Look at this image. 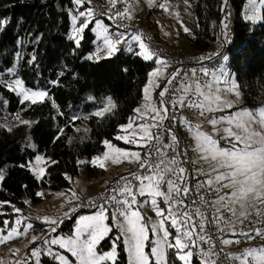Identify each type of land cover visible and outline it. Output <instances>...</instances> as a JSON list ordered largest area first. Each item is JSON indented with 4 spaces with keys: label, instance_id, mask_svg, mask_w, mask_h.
Here are the masks:
<instances>
[{
    "label": "trees",
    "instance_id": "obj_1",
    "mask_svg": "<svg viewBox=\"0 0 264 264\" xmlns=\"http://www.w3.org/2000/svg\"><path fill=\"white\" fill-rule=\"evenodd\" d=\"M178 1L187 4L188 15L193 17L187 53L194 55L208 52L224 35L226 11L231 9L235 38L226 54L230 55L228 69L236 76L242 100L234 110L257 111L264 107V20L253 24L246 18L248 0ZM87 8V0L79 5L75 0H0V171L4 176L0 181V228L7 224L11 227L19 217L27 218L28 201L41 200V187L72 190L80 175L81 161L104 153V141L126 146L116 137L125 132L123 126L143 103V90L156 64L154 60H144L138 48L131 52L126 46L110 58L96 60L98 43L91 30L93 22L77 46L70 39L71 18L87 12ZM148 30L152 32L150 26ZM158 34H152L153 38ZM90 56L94 58L88 59ZM15 80H21L29 91L47 95L34 104L22 101L16 91L6 87ZM189 80L196 82L191 77L186 84ZM182 95L185 94L180 93L178 99ZM87 96L94 99L88 101ZM109 97L115 107L102 117L96 116L95 112L107 106ZM196 98L188 95L186 105ZM180 108L189 110L195 125L194 114L198 111L188 106ZM38 157L43 158L40 174L33 166ZM89 166L87 179L99 178L105 172L99 166ZM97 210L82 211L64 220L56 234L72 232L80 214ZM47 225L36 222L31 228L35 233L44 231L41 242L50 234ZM117 235L114 230L101 249H111L112 240H118L115 264H128L122 237ZM8 245H1L0 250L7 252L12 244ZM175 252L168 250L169 264H182ZM48 259L55 264L49 256ZM195 264H199L196 259Z\"/></svg>",
    "mask_w": 264,
    "mask_h": 264
},
{
    "label": "snow or ice",
    "instance_id": "obj_2",
    "mask_svg": "<svg viewBox=\"0 0 264 264\" xmlns=\"http://www.w3.org/2000/svg\"><path fill=\"white\" fill-rule=\"evenodd\" d=\"M76 4H81L82 0H75ZM127 5V0H123ZM155 0H148L149 5H153ZM111 7H115L116 0H108ZM226 3V0H225ZM249 11L251 15L246 18L250 21L264 20V16L260 14V8L264 6V0H248ZM130 6H126L123 11H118L115 13L116 18H127L132 19L131 13L129 11ZM159 7L164 8L168 11L166 2L160 4ZM178 15V14H177ZM80 17H84V20L77 27V16L72 17V28L73 35L70 39L75 41V44L79 46L80 40L83 39L82 33L89 27L94 13L89 10L87 12H80ZM109 16V19H112ZM96 29L98 30V35L100 36L103 46L98 45V51L95 54V59L99 60L102 58H110L118 50V45L125 42L126 37L123 33L115 35H109L108 29L99 21H96ZM227 28V24L224 25ZM185 32L189 29L184 28ZM134 41H137L139 48L141 49L140 55L146 60L156 59L160 64V68H157L150 75L156 77L162 74L163 70L167 68L168 61L160 59L154 52H152L149 46L144 42L140 34H134L132 36ZM103 52L105 55L100 56ZM90 56L88 59H93ZM33 60L35 57L32 58ZM205 59L201 57V60ZM210 59V57H209ZM203 76H212V82L206 84L207 91L205 87H202L198 81L193 84H186L183 80L187 79V74L182 78L180 88L176 91L184 93L178 100L172 102V110L175 111L176 107H185L196 109L201 116L204 113L212 111H223L224 109L232 108L236 101L226 99L222 93H233L237 99L240 96L238 91V86L233 82L225 89L219 87L213 88V84L219 85L221 83H228V81L222 79L225 75V69L223 67L217 68V70L212 71L210 69L204 68L201 70ZM219 73V75L217 74ZM191 74L193 77L196 76V69H191ZM180 76V70L174 73L168 80L171 84L173 80ZM2 83V81H0ZM149 85H153V81L149 80ZM6 87L9 90H19L18 94H22L25 100H30L31 103H36L37 98L41 100L47 95L46 92L40 91H29L24 89L23 82L21 80H15L14 84H7ZM159 87V85H155ZM144 99L145 101H151L152 97L149 92V87L144 88ZM168 92V88H164L160 92L161 104H163V97ZM188 95L197 97L187 103ZM115 107L112 103L111 98H107V106L102 110L95 112V115L102 117L105 113L110 111L111 108ZM143 107L153 115L149 116L148 111L141 113V109L137 108L134 111L137 113L135 119H140L141 122L134 127V120L130 119L126 126H123L125 132L128 129H133L132 132H128L127 135L117 136V140H124L125 143H137L142 147H147L148 144L153 140H159L162 133L153 134L151 132L152 128H158L161 126L163 120L168 119L167 113L169 109L167 107H152L149 109V104L146 103ZM175 119V117H173ZM147 121H154L148 123ZM24 123H27L25 121ZM213 127V131L216 133H224L225 138L229 139L231 143V148H221L216 139L212 135L200 131V125H196V131L194 133V139L196 141V151L200 153V159L207 161L216 162L213 165L212 171L217 174L207 179L204 185L212 188L215 185L216 192H220L221 189L227 188L232 189L230 193H226L224 196H220L216 201H212L213 205H219L216 208V213H220L221 208H227L232 216H236L237 209L235 206L238 204L240 207V217L247 218L250 214L249 209L255 210V215L259 217L261 215L260 209L257 205H264V107H261L257 111H251L243 109L236 112L234 115H229L220 118H213L209 121ZM186 126H188L189 131L192 130L190 122L185 121ZM218 124L226 125L223 128H218ZM171 132V128L167 129ZM142 133V134H141ZM132 136L134 139H129ZM172 144L165 145V147L172 148L176 151L175 146H178L179 141L176 135H171ZM105 146L111 150V152L119 154L123 157H134L137 162H140V153H129L127 151H122L120 148L113 146L109 141H104ZM156 153H160V148H155ZM148 159H151V153L145 154ZM166 156L167 153H164ZM180 155V153H177ZM186 155V153H185ZM42 157H38L36 163L39 164L42 161ZM109 153L105 152L103 156H97L91 163L97 165L101 168L105 167L104 161L109 160ZM113 163H118L119 160L113 158ZM54 163V162H53ZM160 164H164L161 160L158 164H150L147 162H142L141 167L148 169V174L143 176H133V179L139 182L138 185H132V182L128 180L127 177L122 179L126 180L127 183L119 190L121 199H117L116 196L110 197V200L115 201L117 205L121 207L117 208L113 213V218L120 217L121 220L118 221L117 227L119 228L121 234L124 237V243L127 245L129 264H169L168 262V250L175 249L176 255L183 264H191V259L193 257V252L191 250L185 251L186 249L197 247L194 235H199V239L206 244H209V249L207 251L201 249L200 257L203 264H216L214 260H211L213 255L219 256V253L214 252L215 245L211 241L210 236H205L196 233V229L199 228L201 233L206 231V224L203 222L207 220V217L203 215L199 210H197L196 215L201 216L202 220L199 224L193 221L192 216H190L186 211H173V208L177 205L183 204V199H175V197L187 196L190 191L187 187H182L185 181L186 169L183 166L177 164V159L175 156L168 159L167 164L163 168ZM221 169H226L227 171H221ZM41 172L43 169L40 170ZM171 173L176 177V180L166 179L168 174ZM204 175L211 176L210 173H202ZM4 179L2 171H0V181ZM200 185V186H204ZM166 186V187H165ZM113 191H116L113 189ZM42 195V194H41ZM138 196H148L150 197V205L155 210V214L161 217L159 222H154L151 225V231L157 236L154 246L151 248L150 254L145 251L147 241L149 239V226L145 221V217L142 215L138 205L140 201L137 200ZM162 197L163 202L168 205L167 209H161L157 198ZM73 198H75V193H73ZM99 212L93 216H84L80 218V222L75 229V236L69 238L61 239H47L45 238V244L59 245L60 248L66 249L71 253L73 257L79 262V264H105L107 261H111V264H115L117 258L116 247L114 246L110 252L100 254L97 252V245L99 242L105 238V236L112 231L111 226L107 223L109 219L108 213L105 210L104 205L99 206ZM19 212V209H16ZM167 212V215H165ZM179 217V218H178ZM214 221L219 223L223 220L222 215L214 216ZM166 221H170L171 227L176 229L178 233L174 240H170L171 235L169 228L166 226ZM44 222L50 225H57L62 221L56 219H50L48 217L44 218ZM17 224L20 223L19 220L16 221ZM227 223V222H226ZM29 228L32 227L31 224L28 225ZM52 232L56 231V227L51 228ZM220 231H224L223 228ZM255 235L250 232L241 231L240 236L245 237L248 240H253L257 236L264 238V230L255 229ZM236 235V233H233ZM23 235V233L13 230L9 232L7 236L0 235V242L11 240L14 236ZM37 238L33 237L32 240L35 242ZM220 242L223 245H231L233 243L239 244L240 240H229L221 238ZM19 250L17 249L16 252ZM50 255H53L50 250H48ZM31 256L36 257V264H39L40 250L34 249L31 252ZM60 264H71V261L64 255H56ZM232 260L238 261L239 264H264V246L253 247L243 250L240 254H232L230 257ZM2 264V262H0ZM18 264H23V262H18Z\"/></svg>",
    "mask_w": 264,
    "mask_h": 264
},
{
    "label": "rangeland",
    "instance_id": "obj_3",
    "mask_svg": "<svg viewBox=\"0 0 264 264\" xmlns=\"http://www.w3.org/2000/svg\"><path fill=\"white\" fill-rule=\"evenodd\" d=\"M89 3V8H87V11L91 10L94 13V17L89 23V26L92 24L91 30L92 32L96 35L97 38V43L100 47L103 46V42L98 35V30L95 27L96 21L99 20L107 29L109 35H113L115 38V35H118L120 33H123L120 31L118 28L114 27L111 23H108L105 18L108 20L107 15L105 12H103V15L101 18H95V11L101 7V5L106 1V0H87ZM130 7L129 11L131 13L132 19H137L140 20L146 24H154L156 28L154 31L159 32L160 36L159 37H154L155 42L161 46L162 50L166 51L167 53H179V54H185L190 51L189 43H188V33L192 34L193 32V26H192V21L193 17L189 14L188 11V6L186 3L179 2L178 0H155L153 5H149L148 0H130ZM166 2V6L168 8V11H165L164 8L159 7L160 4H163ZM248 5V4H247ZM249 10V5L247 6ZM263 10L264 6L260 8V14L263 16ZM178 14V15H177ZM251 15V12L247 13V16ZM78 22H77V27L80 26V23L84 20V17H80L79 15L77 16ZM250 21V20H249ZM72 22V18H71ZM253 24H259L262 22V20H257V21H251ZM189 29L188 32L184 31V28ZM73 29V28H72ZM124 36L126 37L125 42L121 43L118 45V48H128V51H133L132 49L138 48V54L140 55L141 49L139 48V44L137 41H134L132 39V36L126 35L123 33ZM152 35V33H150ZM153 36V35H152ZM144 40V39H143ZM144 42L149 46L150 50L156 54L160 59H164L168 61V66L166 69L163 70L162 74L157 75L156 77H152L150 74L154 72L157 68H160V64L157 62V60L154 58L152 60L155 61L156 67L149 73L148 81L146 83L145 87H149V92L152 97L151 101H145L143 99V103L138 107L141 109V113H144L148 111V115L151 116L153 113L151 111L145 109L143 105L146 103L149 104V109L152 107H160L162 108L161 102H158L159 99V94L158 92L160 91L161 87L164 85V83L171 77L173 69L172 66L169 62V60L164 57L158 55L152 47L144 40ZM105 55V53H104ZM103 55V56H104ZM142 58L143 56L140 55ZM144 59V58H143ZM230 59V55L226 54L225 57L222 60L221 66L225 69V75L222 77V79L228 81V83H221L219 85L213 84V88L219 87L221 89H225L229 86L230 83H235L238 86V91L239 90V85L236 80L235 74L231 73V71L228 69V62ZM146 60V59H144ZM146 61H151V60H146ZM219 75V73H217ZM149 80L153 81V85H149ZM15 82V81H14ZM212 82V78L209 83ZM14 84V83H13ZM159 85V87H155V85ZM24 87V86H23ZM205 87V91H207L206 85L202 86ZM26 89V88H24ZM19 90H16L18 93ZM21 97L22 101H28L23 98L22 94H19ZM222 95L232 101H236L234 106L230 109L226 108L223 111H212V112H205L203 116L199 114V112L194 114V120H195V127L193 131L189 134V141H188V150L190 153L193 155V160L196 162V164L201 168L203 173H210L211 176L206 175L207 179L214 177L217 173L212 171L213 165L216 163L214 161H205L203 159H200V153H198L196 149V141L194 139V133L196 131V125H200V131L208 133L213 136L214 139H216L219 143V146L221 148H231V143L229 142V139L225 138L224 133H216L213 131L212 125L209 123V121L213 118H220V117H225L229 115H234L236 112L241 111L243 109H235L234 107L239 106L242 102L241 96L237 99V97L233 93H227L223 92ZM88 101L93 100L94 98L92 96H87L86 98ZM40 98H37V101H40ZM30 101V100H29ZM136 113V112H135ZM137 115V113H136ZM130 119H133V116H130ZM137 120V119H133ZM143 121H134V127L135 125L140 124ZM148 123H152L154 121H147ZM226 125L224 124H218V128H223ZM156 128H152L151 132L154 134ZM133 129H128L127 132H124L121 136L127 135L128 132H132ZM142 134V133H141ZM130 140L134 139V137L129 136L128 137ZM122 143L126 144V146H122L119 143H114L110 142L113 146L120 148L122 151H127L129 153H140V162H137L134 157H123L120 156L119 154L111 152L110 149L106 147L105 152L109 153L110 159L107 161H104L105 167L102 168L105 170L104 174L100 176L99 178L95 179H87L86 176H88V172L90 170V164L91 162L97 157V156H103L102 153L101 155H96L92 159L90 158H85L81 161L82 167L80 170V175L75 181L74 188L72 190L68 191H54L46 186H43L39 190L38 196L40 197V201L34 202V201H28V204L30 205V212L28 215V219L25 217H19L18 219L14 220V223L12 224L11 227L8 226V224L5 226V228H0V235L7 236L9 232H12L13 230H17L20 233H23V235H18L14 236L11 240H7L4 242H0V246L3 244H9L11 247L8 249L7 252H4L3 250H0V262L2 264H18V262H23V264H36V257L31 256V252L34 249H39L40 250V257H39V264H50L46 258L48 259V256L50 255L48 250L53 253V256L56 257V255H64L66 256L70 261L71 264H79V262L76 260L75 257L71 255L70 252H68L66 249L60 248L59 245H51V244H45L44 240L41 242V237H42V232L40 231L38 233L31 232V228L33 227V224L36 222L42 223L43 225H46L48 223L44 222V218L48 217L50 219H56L58 221L64 222V220L68 219V217H71V214L75 211L76 208V203L75 199H81L85 200L90 198L92 195L98 193L99 191L105 190L108 185L112 184L116 179L132 174L136 168L138 167L139 164L142 163L143 161V153L142 149L143 147L140 146V144H143V141L140 142V144L137 143H125L124 140H120ZM115 158L119 160L118 163H113L112 159ZM35 169L38 174L41 173V163L39 164H34ZM97 166V165H95ZM221 171H227L226 169H221ZM118 177V178H116ZM139 182L137 183V185ZM215 185V184H214ZM232 189H227L223 188L219 192V195L217 196L216 200L220 196H224L226 193H230ZM73 193H75V198H73ZM42 194V195H41ZM162 197H158V203L161 209H167L166 204L161 201ZM150 197L148 196H138L137 200L140 201L138 207L142 213V215L145 217V221L149 226V239L147 241L145 251L150 254L151 248L154 246L155 241L157 239V236L152 233L151 231V225L154 222H159L161 217H158L155 214V210L151 207L149 201ZM230 206H235L237 209L236 216H231V218L228 219L229 223L227 226L231 229V233L233 234L234 232L236 235L233 234V236H240L239 233L241 231L244 232H250L252 235H255V228H253L256 223L257 219L262 217L263 213L261 210H264V205H257V207L260 209L261 215L257 217L255 215V210L254 209H249V215L247 218L240 217V207L238 204L236 205H230ZM217 207H220L217 205ZM117 209L116 206H106L105 210L108 213L109 219L107 220V223L111 226L112 231L109 232L104 239H102L99 244L97 245V252L100 254H104L107 252H110L112 248L115 246L116 247V252H117V258L118 259V254H119V248L120 244L118 240H112V247L109 250H102L101 245L105 239H107L111 233L116 230L117 231V237H122V243L127 255L128 259V264H129V257H128V251H127V245L124 243V237L121 234L119 228L117 227V223L119 220L122 218L120 217H115L113 218V213ZM223 213L225 214L226 212H229L227 208H223ZM100 210V209H99ZM99 210L95 212H85L82 213L78 216L76 219V222L74 223L73 226V231L70 233H59L56 234V232H48V234L45 238L51 240V239H61V238H69L75 236V229L78 226L80 222V218L84 216H93L96 215ZM165 215H167V212H165ZM220 215H222V212H220ZM19 220L20 223L17 224L16 221ZM227 221V222H228ZM62 222L60 224H62ZM31 224L32 227L29 228L28 225ZM52 225L48 224L47 227H50ZM166 226L169 228V231L171 233L169 239L174 240L175 236L178 234L176 232L175 228L171 227L170 221H166ZM171 228H170V227ZM36 237L37 239L35 242H33L32 238ZM245 240H248L244 238ZM40 244L44 247H41ZM264 246L260 243L257 244H251L248 242H245L242 244V249H248V248H253V247H260ZM19 250L16 252V250ZM191 250L193 252V257L191 259V264H195V247L186 249L185 251ZM174 251H176L174 249ZM175 257L178 260V257L175 252ZM49 260V259H48ZM53 263L55 264H60L59 260L57 258H54L52 260ZM116 262V261H115ZM183 264V262L181 261ZM105 264H111V261L105 262ZM199 264H203L199 263Z\"/></svg>",
    "mask_w": 264,
    "mask_h": 264
},
{
    "label": "built area",
    "instance_id": "obj_4",
    "mask_svg": "<svg viewBox=\"0 0 264 264\" xmlns=\"http://www.w3.org/2000/svg\"><path fill=\"white\" fill-rule=\"evenodd\" d=\"M129 1L130 0H127L126 5L123 0H116L115 7H111V5L108 3V0H106L101 5V7L95 11V18L102 17L103 12H105L108 20L114 27L129 35L140 34L142 36V39H144L155 50L157 54L166 57L172 66V75L178 70H180V76H177V78L173 80L171 84L167 82L163 86V89L166 87L168 88V92L162 98L163 104L161 105L162 108L167 107L169 109L167 113L168 119L163 120L161 126L156 128L154 132V134L158 132L162 133L160 139L153 140L148 144L147 147H143L142 162L158 164L161 160H163L164 164H160V167L163 168L165 164H167L168 159L170 157H176L177 164L179 166L185 167L186 169V172L184 174L185 181L184 184L181 186L189 188L190 191L188 192L187 196H174L175 199H183V204L174 207L173 211H186L190 216H192L193 221H195L197 224H199L202 220L201 216L196 215L197 210L203 213V215L207 217V220L203 221L206 224V231L201 233L199 228H197L195 231L198 234L211 237V241L215 245L214 252L219 253V256L213 255L211 257V260H214L216 264H239L238 261L232 260L230 258L231 255L240 254L243 251L242 244H244L245 242L251 244H264V238L260 236H257L253 240H245L244 238H238L236 240L241 241L239 244L233 243L228 246L223 245L220 242L221 238H230L228 236V231L223 228V220L219 221V223H216L213 219L214 216L219 215V213H216L217 205H213L211 203L212 201H216V198L219 195V192H216L214 190L215 187H219V185H214L212 188H209L208 186L204 185V182L207 180V177L206 175L202 174L203 171L193 160V155L188 150L189 134L193 131L195 127L192 118L188 115L189 110H182L179 106L176 107L175 111L172 110V102L178 100V96L181 93L176 91V89L180 88L182 78L185 76V74H187V79L183 80L184 83H186L189 78L193 77L191 74V69H196V76L193 78H195V80L198 81L201 86H205L207 83L210 82L212 76H203L201 70L204 68L210 69L212 71L217 70L218 66L221 65V61L224 55L231 48L233 40L235 38L231 9H228L226 11L227 31L208 52L201 55H194L191 53L179 54L167 53L166 51L162 50L161 46L155 42L145 23L137 19L115 17V13L118 11H123L125 7L128 6ZM109 16H112L113 18L109 19ZM201 57H204L205 59L201 60ZM173 117H175V119H173ZM138 121L142 120L138 119ZM185 121L190 122L192 126L191 131H189V128L188 126H186ZM169 128H171V132L167 131V129ZM172 134L176 135L179 141L178 146H175V152L172 148L165 147V145L172 144ZM155 148H160L161 152L159 154L156 153ZM146 153H151L150 160L145 155ZM164 153H167V155L165 156ZM177 153H180V155H177ZM147 174L148 169L142 168L141 164H139L132 174L124 175L116 179L105 190L99 191L98 193L92 195L90 198L85 200L76 198L75 211L71 214V217L68 218H72L81 213L82 211L96 210L99 208L100 205H115L117 208L121 207L120 205H117L115 201L110 200V197L116 196L117 199L122 198L120 196L119 190L124 186L125 183H127V181L122 178L127 177L128 180L132 182V185H136L138 181L133 179V176H143ZM166 179L176 180V177L169 173ZM113 189H115L116 191H113ZM166 206L168 207L167 204ZM261 212L263 213V215L262 217L257 219V223L253 228L264 230V210L262 209ZM225 216L229 219L232 215L230 212H226ZM60 226V223H58L57 225H52L47 228V232H52V227H56V231H58L60 229ZM221 228H223L224 231H220ZM193 239L195 240V243L197 245V247H195V259L197 262L202 263L203 261L201 260V257L199 255L200 250L203 249L207 251L209 249V244H206L201 241L199 239V235H194ZM40 246L43 247L41 244ZM49 258L51 260H54L55 257L53 255H49Z\"/></svg>",
    "mask_w": 264,
    "mask_h": 264
},
{
    "label": "crops",
    "instance_id": "obj_5",
    "mask_svg": "<svg viewBox=\"0 0 264 264\" xmlns=\"http://www.w3.org/2000/svg\"><path fill=\"white\" fill-rule=\"evenodd\" d=\"M130 3H131V1H129L128 2V6H130ZM140 21V20H139ZM142 22V21H141ZM144 23V22H143ZM145 25H147V27H148V29H149V26L151 27V29H152V34H155V32L156 31H154V29L156 28V26L154 25V24H146L145 23ZM193 29H194V26H193ZM156 33H159V32H156ZM158 37L160 36V33L157 35ZM194 83V81H192V80H189V84H193ZM194 85V84H193ZM159 93V92H158ZM160 101V95H159V99H158V102ZM137 117V115H136V113H135V115H133V119L134 118H136ZM129 120H130V118H129ZM134 121H138V119L137 120H134ZM220 212H222V216H223V228L225 229V230H227L228 231V233H229V240H236V239H238V238H244L243 236H233V234L231 233V229L227 226V224L229 223V221H228V218L225 216V214L223 213V209L221 208V211ZM219 215H220V213H219ZM228 221V222H227ZM227 222V223H226ZM264 245V244H263Z\"/></svg>",
    "mask_w": 264,
    "mask_h": 264
},
{
    "label": "bare ground",
    "instance_id": "obj_6",
    "mask_svg": "<svg viewBox=\"0 0 264 264\" xmlns=\"http://www.w3.org/2000/svg\"><path fill=\"white\" fill-rule=\"evenodd\" d=\"M221 65L218 66V68L220 67Z\"/></svg>",
    "mask_w": 264,
    "mask_h": 264
}]
</instances>
